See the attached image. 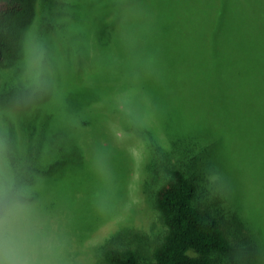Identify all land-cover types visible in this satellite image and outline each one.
Here are the masks:
<instances>
[{
    "label": "rangeland",
    "instance_id": "1",
    "mask_svg": "<svg viewBox=\"0 0 264 264\" xmlns=\"http://www.w3.org/2000/svg\"><path fill=\"white\" fill-rule=\"evenodd\" d=\"M34 1L0 75V188L31 192L40 264H104L111 237L150 260L172 165L235 244L218 264H264V0Z\"/></svg>",
    "mask_w": 264,
    "mask_h": 264
},
{
    "label": "trees",
    "instance_id": "2",
    "mask_svg": "<svg viewBox=\"0 0 264 264\" xmlns=\"http://www.w3.org/2000/svg\"><path fill=\"white\" fill-rule=\"evenodd\" d=\"M34 2V0H0V75L10 65L17 64L15 59L22 55V39L34 17ZM72 13L76 16L75 11L72 10ZM108 41L112 43V38ZM79 63L83 64L81 60ZM17 67L20 78H14L15 86L33 88L34 93L37 94L38 86L31 87L34 84L26 83L32 79L24 80L21 76L22 68H25L24 64L18 63ZM47 80L45 82L42 80V87L45 83L49 85ZM20 102L24 104L25 112L32 107H29L30 101L26 98L24 91H20ZM21 117L23 124L31 127L30 119L25 118L24 112ZM202 132L204 131L199 129L195 131L196 135H202ZM173 135L176 136V133ZM205 135L212 140L215 139L216 143H220V134L216 130H205ZM15 154L10 155L12 166L17 159ZM47 158L39 156V164L41 165V162ZM47 164L51 165L52 162ZM40 165L29 164L28 166L32 169ZM167 171L168 179L155 193V207L165 227V233L155 245L151 259L142 260L136 250L120 247L118 242H115V238L111 237L105 242L101 252L104 264H218L217 259L220 256L229 255L235 251V244L226 233L219 218L209 207L202 205L200 184L178 166H168ZM27 193L31 194L30 191Z\"/></svg>",
    "mask_w": 264,
    "mask_h": 264
},
{
    "label": "clouds",
    "instance_id": "3",
    "mask_svg": "<svg viewBox=\"0 0 264 264\" xmlns=\"http://www.w3.org/2000/svg\"><path fill=\"white\" fill-rule=\"evenodd\" d=\"M40 229L26 193L0 188V264H40Z\"/></svg>",
    "mask_w": 264,
    "mask_h": 264
}]
</instances>
